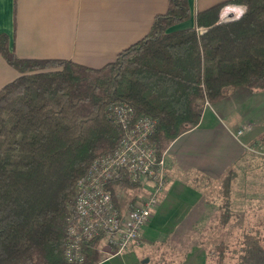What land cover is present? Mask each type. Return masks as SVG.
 Instances as JSON below:
<instances>
[{
    "label": "trees",
    "instance_id": "obj_1",
    "mask_svg": "<svg viewBox=\"0 0 264 264\" xmlns=\"http://www.w3.org/2000/svg\"><path fill=\"white\" fill-rule=\"evenodd\" d=\"M229 3L245 11L218 22ZM189 15L187 0H168L146 35L100 67L20 58L0 33V54L19 73L0 89V264H74L64 247L77 220L76 181L123 134L108 116L110 104L155 120L149 141L160 155L225 89L264 91V0L221 1L196 12L194 25L170 29ZM231 179L230 173L223 179L225 188ZM101 239L82 243L81 264L103 258ZM226 247L217 245L216 264H223Z\"/></svg>",
    "mask_w": 264,
    "mask_h": 264
},
{
    "label": "crops",
    "instance_id": "obj_2",
    "mask_svg": "<svg viewBox=\"0 0 264 264\" xmlns=\"http://www.w3.org/2000/svg\"><path fill=\"white\" fill-rule=\"evenodd\" d=\"M221 1L187 0L191 25L196 12ZM167 7L168 0H0V33L9 36V46L20 58L100 67L146 35ZM18 75L0 54V89ZM238 89L232 91L237 102L231 110L222 104L226 96L215 106L205 103L199 123L165 149L163 190L140 240L117 252L116 243L102 236L103 247L114 249L96 264H216L215 251L206 244L213 226L228 218V225L243 226L251 209L264 206V130L254 134L263 116L259 110L255 115L241 112L245 100L256 95L264 99V92ZM229 173L231 210L211 194L212 188L218 194L215 183ZM140 185L142 194L122 207L116 200L117 209H130L146 197L148 184ZM250 223H258L257 218Z\"/></svg>",
    "mask_w": 264,
    "mask_h": 264
},
{
    "label": "built area",
    "instance_id": "obj_3",
    "mask_svg": "<svg viewBox=\"0 0 264 264\" xmlns=\"http://www.w3.org/2000/svg\"><path fill=\"white\" fill-rule=\"evenodd\" d=\"M243 11V7L236 10L223 7L218 22L236 19ZM203 30V27H196L197 33ZM107 112L123 134L116 148L94 158L87 172L76 181L74 210L77 220L68 227L64 247V257L69 263L81 264L84 261L82 243L101 235L109 236L116 243L117 252L128 243H137L163 190L164 152L159 155L149 141L155 120L149 116L136 117L130 106L120 102L110 104ZM142 178L149 187L146 197L130 209H117L110 186L123 182L138 185Z\"/></svg>",
    "mask_w": 264,
    "mask_h": 264
},
{
    "label": "rangeland",
    "instance_id": "obj_4",
    "mask_svg": "<svg viewBox=\"0 0 264 264\" xmlns=\"http://www.w3.org/2000/svg\"><path fill=\"white\" fill-rule=\"evenodd\" d=\"M224 7L235 8L236 10L238 7H243V5L229 3V4L224 5ZM192 23H193V12L191 11L189 17L186 20L172 25L170 29L186 27V26L191 25ZM197 34H200V33H197ZM235 90L228 89V88L225 89L226 97L224 101H222V104L225 105V108H226L225 110H229V109L231 110V108L235 106L237 102L235 94L236 92H239V89L236 92H232ZM251 91L254 93L264 92L261 90H251ZM262 97L263 96L261 95L251 96L249 99L245 100L241 106V112L243 113L246 112L249 115H255L259 110L260 111L259 117L261 118L263 116V118L260 120L259 127L257 130H255L254 134H257L258 132H261L264 130V99ZM215 105L216 103L214 104V106ZM256 108H259V109H256ZM218 109H220V107ZM261 138L262 136H258L257 140H261ZM257 145L258 146L254 145V147H259L260 144L257 143ZM141 184L146 185L145 178H142ZM215 185H219L218 194H215L214 192L215 188L211 189V194L213 195L214 193V195H216V197L218 198L217 202H221L220 205H224L225 203L228 202L229 208L227 207L225 208L228 210L229 209L231 210L230 190H231L232 183L230 184L228 188H225L224 181L215 183ZM112 186H113L112 189L116 196V200L120 203V207H122V205L126 206L130 201L134 199L133 197L141 195L143 192V190L141 189L142 185L140 184L131 186V184L123 182V183H115ZM249 213H250V217L245 218V224L243 226H238L234 224L228 225L227 223L230 220L228 218L224 225H221V224L215 225L213 226V229L211 230L212 239L206 242L208 246L211 243L209 247L210 249L209 251L212 250V253H214V251L216 253L217 245L220 242L227 244L226 253H225L226 257L224 259V262L225 260H227L226 264H264V206L260 205L258 207H255L253 210L251 209L247 213V215ZM253 214L255 215L254 217H253ZM228 216H230L229 212H228ZM255 218H257L258 223L251 224L250 222L254 221ZM104 237L108 238L107 235ZM104 239L106 238H103L98 243V246H99L98 248L100 250L99 256H98L99 258L107 255L109 253L107 251L108 249L110 251H113L112 249H114L110 247L106 249L105 247H103L105 245ZM148 251L149 249L146 250L145 252H148Z\"/></svg>",
    "mask_w": 264,
    "mask_h": 264
}]
</instances>
